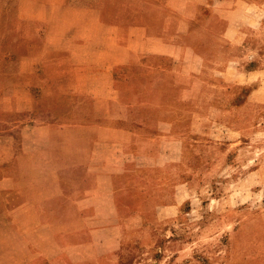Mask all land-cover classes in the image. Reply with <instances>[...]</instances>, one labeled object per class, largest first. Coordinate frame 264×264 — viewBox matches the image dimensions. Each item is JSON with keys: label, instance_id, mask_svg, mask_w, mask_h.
<instances>
[{"label": "crops", "instance_id": "1", "mask_svg": "<svg viewBox=\"0 0 264 264\" xmlns=\"http://www.w3.org/2000/svg\"><path fill=\"white\" fill-rule=\"evenodd\" d=\"M208 20L242 45L264 0H0V264H121L149 227L136 198L158 194V176L150 193L127 180L184 162L191 112L161 102L191 100ZM187 184L169 185L157 226L180 215ZM248 224L219 264H264V230Z\"/></svg>", "mask_w": 264, "mask_h": 264}, {"label": "rangeland", "instance_id": "2", "mask_svg": "<svg viewBox=\"0 0 264 264\" xmlns=\"http://www.w3.org/2000/svg\"><path fill=\"white\" fill-rule=\"evenodd\" d=\"M200 23L205 35L194 43L205 67L187 93L191 100L182 106L161 102L191 112L185 159L170 173L145 172L142 179L127 180L128 187L146 193L158 176L153 185L158 194L136 198L149 227L123 244L121 264H183L179 258L219 264L232 240L246 244L249 222L256 231L258 224L264 230V21L239 46L221 40L223 23ZM172 172L178 177L165 181ZM178 181L188 183L191 198L177 218L157 226L155 210L171 200L169 185ZM131 214L124 215L135 224Z\"/></svg>", "mask_w": 264, "mask_h": 264}]
</instances>
